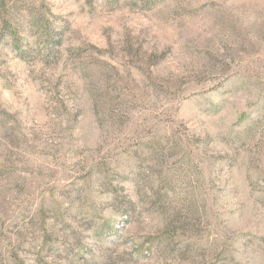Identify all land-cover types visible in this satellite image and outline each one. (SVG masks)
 <instances>
[{
  "label": "rangeland",
  "instance_id": "obj_1",
  "mask_svg": "<svg viewBox=\"0 0 264 264\" xmlns=\"http://www.w3.org/2000/svg\"><path fill=\"white\" fill-rule=\"evenodd\" d=\"M1 6L0 264H264V0Z\"/></svg>",
  "mask_w": 264,
  "mask_h": 264
},
{
  "label": "trees",
  "instance_id": "obj_2",
  "mask_svg": "<svg viewBox=\"0 0 264 264\" xmlns=\"http://www.w3.org/2000/svg\"><path fill=\"white\" fill-rule=\"evenodd\" d=\"M5 2V3H4ZM0 4H2V6H4V4L6 5V0H0ZM1 6V8H3L4 9V7H2ZM14 19H15V16L13 17L11 14H9L8 12H6V11H1V21L3 22V24H4V26H3V28L5 27V25H6V30H8L11 34L13 33V32H15L14 30L16 29H14L13 27H12V24H13V21H14ZM4 28V29H5ZM14 35H15V33H14ZM16 36V35H15Z\"/></svg>",
  "mask_w": 264,
  "mask_h": 264
}]
</instances>
